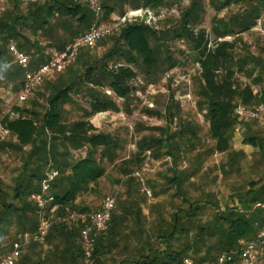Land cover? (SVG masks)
Returning <instances> with one entry per match:
<instances>
[{
    "label": "trees",
    "instance_id": "trees-1",
    "mask_svg": "<svg viewBox=\"0 0 264 264\" xmlns=\"http://www.w3.org/2000/svg\"><path fill=\"white\" fill-rule=\"evenodd\" d=\"M233 1L239 3L244 0ZM233 1L211 0L210 6L218 12ZM246 2L247 5L239 15L231 17L221 26L220 24L212 26L210 31L200 26L202 18L199 14L205 11L203 0H191L189 8L181 13L177 25L167 30L168 32L158 33L143 23L127 24L117 37L106 35L99 40L98 44H105L109 38L111 48L99 59L84 61L82 71L73 72L69 77L70 82L61 86L62 82L58 78L46 81L50 83H47L43 111L36 110V103L33 100L30 106L13 103L6 113L0 115V126L6 129L13 139L12 142L0 141V149H9L17 155L21 154L22 162L20 172L11 188V197L0 188V251L3 238L7 236L10 227L14 228L15 240L18 234L32 233L36 230L38 216L31 195L40 191V181L51 166L59 171L51 185L50 193L54 198L51 204H56L60 212L65 207L90 212L86 207L77 206L76 200L79 194L93 191L99 179L105 174L104 162L112 166L117 165L119 172L126 175L127 179L131 173H127L124 167L129 164L140 166L146 151L154 158L163 151L176 166L180 158L178 151L181 141L189 140L196 134L191 125L181 127L173 133L161 127L153 128L158 131L157 135H142L137 141V150L133 157L129 160H119L118 141L106 133L96 132L86 119L97 113L118 110L115 100H126L129 97L133 89L131 81L137 77L135 67L144 68L148 74L158 69L159 64H162L161 58L163 64L168 62L173 66L176 63L177 60L170 53L168 46L161 54L162 47L158 50L150 45L152 39H161L164 33H172L173 38L181 37L189 44L190 57L198 67L199 88L195 96L199 109L204 112V117L208 121V134L214 142L213 150L222 154L232 152L234 130L236 124L240 122L241 128H244L243 143L257 148L264 162V137L254 135L251 129V123H258L239 120L234 115L238 100L246 105L254 102L264 103V90L254 93L252 89V86H260L264 82V57H256L248 51H244L243 54L239 52L240 49L238 50L242 40L239 38L240 35L251 30L258 20L264 18V0ZM121 3L128 4L130 8L155 9L165 2L100 0L103 20L109 19L117 7L122 14L125 10L121 8ZM54 14L63 17L52 24L49 21ZM93 21L92 11L85 4L72 0H49L38 5L34 12L30 11L27 15L9 12L4 19H0V43L4 46V50L0 49V86L7 87L13 84L17 92L22 83L20 73L23 69L11 62L13 58L7 49L9 38H12L17 48L29 57L31 69L45 62L50 55L44 57L37 40H30L21 29L31 27L34 31L50 36L52 28L58 30L60 28L62 32L56 35L52 32L54 38L51 42L57 51H61L67 41H72L86 31ZM231 36L233 38L228 39ZM78 54L82 59L88 53ZM74 63L75 61L69 67L78 69ZM242 76L250 78L251 83L239 86L238 79ZM92 88L103 92L97 90L91 92ZM107 91H110V94H107ZM71 94L83 96L88 94L89 111L83 113L82 118L66 122L63 104L69 100ZM169 115H172L171 111ZM187 132L190 136L188 138L185 135ZM80 149H85V152L79 153ZM71 150L77 153L72 154ZM239 154L243 155V152H234L232 155ZM194 174L195 169L182 171L176 166L172 169L171 176H165L167 188L175 187L174 195L182 194V199L186 200L187 193L182 192V186ZM128 181L131 183L134 180L130 178ZM124 193L125 197H130L128 191ZM234 197L231 206L225 211L217 208L203 225L196 223V211L202 209V203L208 204L211 201L205 199L191 202L182 216L174 213L165 227L156 224L155 236H152V239L149 234L144 238L142 235L144 230L141 233L138 227L137 231L133 229L129 233L124 231L122 223L134 210L127 206L128 199L120 200L113 210L108 229L96 237L91 263L184 264V259L190 258L194 264H201L216 260L223 252H238L239 241L255 239L264 226V208L254 207L256 203L264 204V175L256 179L247 178L242 190H238ZM213 205L217 206V201H213ZM135 211L134 219L137 222L139 210ZM123 213H126L127 218ZM192 227L197 228L193 240L189 239L193 234H190ZM79 234V226L67 223L54 224L44 244L32 243L27 249L34 247V244L41 247L47 244L52 250L42 261L38 260L34 264L52 263L50 260L58 251L61 253L60 259L69 264H79L77 260L84 259ZM132 235H135L141 244L129 248L126 244L120 246L123 239ZM180 235L186 241L176 245L174 242L179 241ZM116 252L118 256L115 255ZM106 254L111 255L109 259L105 258ZM261 257H264V254ZM28 260H30L28 255L23 259L21 255L16 264H26Z\"/></svg>",
    "mask_w": 264,
    "mask_h": 264
},
{
    "label": "rangeland",
    "instance_id": "rangeland-1",
    "mask_svg": "<svg viewBox=\"0 0 264 264\" xmlns=\"http://www.w3.org/2000/svg\"><path fill=\"white\" fill-rule=\"evenodd\" d=\"M47 1L49 0H0V19H4L9 12L17 15H27L30 11L34 12L38 5ZM210 1L203 0L205 11L199 14L202 18L200 26L209 31L212 26L216 24H220L221 26L231 17L239 15L247 5L246 0L239 3H235L232 0L233 2L228 7L221 8L216 12L210 6ZM215 1L219 2L220 0ZM164 2L163 5L154 9L156 17L160 15L156 18L155 25L149 26L142 21L126 22L121 24L118 29L113 30L109 35L117 37L127 24L132 23H143L158 33L161 31L168 32L167 30H171L177 25L181 13L189 8L191 0H164ZM120 6L125 11L127 9H136L130 8L128 4L123 3ZM116 14H121L119 7L111 14L109 19L103 20L102 11L98 22L103 25H109L112 22L113 15ZM61 17L63 16L54 14L49 22L54 24L58 19H62ZM262 21H264V18L258 20L256 26L251 30L240 35L239 38L242 39L238 45L240 53L244 54V51H248L256 57H264V25H262L264 22ZM21 30L30 40L38 39L40 41L52 40L54 38L52 32L55 35L62 32L60 28L59 30L52 28V31H50L52 35L50 34L49 36L48 34L46 36L32 30L31 27ZM232 38L233 36L228 37L230 40ZM67 42L69 43L70 40ZM111 45V40L108 38L105 44H98L95 49L81 48L79 50L80 54H88L85 55V58L82 57V59H80L81 55L79 56L80 58L77 57L74 63L75 65L78 60L75 67L82 69L84 61L90 62L99 59L106 50L111 48ZM150 45L158 50L162 47L161 54L166 46H168L170 53L177 60L176 63L173 66H170L168 62L163 64V58H161L160 63L162 64H159L158 69L148 74L145 73L144 68L135 67L137 77L131 81L133 89L129 97L126 100H115L118 110L101 114V118L95 120L94 125L96 132L106 133L118 141L119 150L117 154L119 160H129L133 157L137 150V141L142 135H157L158 131L153 130V128L161 127L167 129L169 133H173L180 130L181 127L191 125L196 130V134L189 140L181 141L180 151H178L180 158L176 163L177 169L182 171L195 169V174L185 181L182 186V192L187 193L186 200L182 199V194L174 195L176 191L175 187L170 186L167 188L168 184L166 183L165 176H171L172 169L176 167L171 158L165 156L163 151L156 158L149 151H146V156L140 166L129 164L124 167L127 173H131L128 179L126 175L119 172L117 165L112 166V164L104 162V176L99 179L98 184L92 192L79 194L76 205L86 207L92 212L99 209L103 199L108 194H112L115 197L116 205L120 200L128 199L127 206L134 211L131 215H128V218L125 216L127 219L122 223V228L129 233L131 229L137 231L136 228L138 227L141 233L144 230L142 234L144 238L149 234L152 239V236H155L156 224L165 227L166 222L171 220L174 213L177 212L182 216L187 211L190 203L195 200L202 201L207 199L211 201L208 204L202 203V209L196 211V223H200V225L206 224L217 208L225 211L228 206H231L232 198L235 200V193L238 190H242L247 178L252 177L256 179L258 176L264 175V162H262L260 158L261 152L257 148L243 144L244 128H240L239 130L235 128L231 153L222 154L213 150L214 142L208 134V121L204 117V112L199 109L197 104L198 99L195 96V92L199 88L198 67L190 57L188 42L181 37L173 38L172 33H164L161 39H152ZM0 49L4 50L2 43H0ZM70 68L68 67L67 69ZM60 75L61 73L49 75L39 87L34 89L33 95L27 101L20 104L22 106H30L34 100L36 110L39 112L43 111L46 103L47 83L49 84L53 78H59ZM23 77L24 73L21 71L20 79L22 80ZM47 80L50 81L46 83ZM249 83H251L250 78L245 76L238 79L239 86ZM252 89L254 93L264 90V82L260 86H252ZM80 95L75 96L74 94L72 97L81 98ZM0 96L5 98L2 89ZM4 98L0 99V115L6 113L11 107V104ZM12 101H15L14 98ZM66 103L68 105L70 102ZM258 103L261 102L244 105L250 107ZM77 104L78 106L76 107L70 104V107L65 108L67 109L65 110L67 111L65 117L69 121L77 119L79 114L86 110L80 102H77ZM238 104L243 103L238 100ZM169 111H171L172 115H169ZM68 116L71 118H68ZM251 129L254 131V135L264 137V127L251 123ZM185 135L187 138L190 137L188 132ZM0 141L12 142L13 139L9 134H0ZM238 151H242L243 155H232ZM21 164V154L17 155L16 152L9 149H0V188L8 192L10 197L12 195L11 188L14 186V180L20 172ZM143 164H147V170L143 174L144 184L141 185L132 175ZM130 178L134 181L128 183ZM144 188L150 191L151 197L146 194ZM125 191L130 193V197H125ZM210 195L213 196L211 197ZM213 201H217L218 205H213ZM254 207L256 206L254 205ZM135 210H139V220L137 222L134 219ZM13 229V227L9 228L7 236L3 238V245L13 240ZM196 230V227H192L190 234H193L189 239H194ZM143 237L141 236L142 239ZM180 237L179 241L174 242L176 245L186 241L181 235ZM136 239L135 235L129 237L130 242ZM126 241L127 239H123L120 242V246L123 243H127ZM206 242L209 243L210 241ZM129 244L128 242L126 245L130 247L132 244ZM34 245V253L30 259L31 264H34L38 260L42 261L52 252L49 248L45 249L37 244ZM60 254V251L56 253L58 256ZM115 255L118 256V253L116 252ZM110 256V254H106L105 258L109 259ZM77 261L79 264H92L91 259L86 262L83 258H79ZM61 264L69 263L65 262ZM258 264H264V257L259 258Z\"/></svg>",
    "mask_w": 264,
    "mask_h": 264
},
{
    "label": "built area",
    "instance_id": "built-area-1",
    "mask_svg": "<svg viewBox=\"0 0 264 264\" xmlns=\"http://www.w3.org/2000/svg\"><path fill=\"white\" fill-rule=\"evenodd\" d=\"M72 1L85 4L92 11L94 21L86 31L67 43L63 50L51 53L45 62L40 63L35 68H30L29 57L17 48L14 40L8 39L7 49L13 57V62L20 66L24 73L16 103L20 104L27 101L33 95L34 89L39 87L49 75L65 71L73 64L81 48L95 49L102 37L111 34L121 24L142 21L153 26L156 18L160 16L156 17L154 9L151 7H139L127 9L122 14L113 15L111 24L103 25L98 22L102 13L100 0ZM107 93L110 94V91ZM234 115L239 120L256 121L264 127V103L250 107L238 104L234 109ZM240 128L241 123L238 122L236 130ZM0 134H8V131L0 126ZM146 170L147 164H143L132 175L141 185L144 184L143 174ZM58 174V169L52 166L45 172L40 181V191L31 195L37 209L38 226L32 233L18 234L11 250L0 256V264H16L25 247L31 243L44 244L51 227L59 223L74 224L80 227L79 243L82 255L86 262L92 258L96 237L109 227L111 215L116 206L115 197L112 194L106 195L99 209L93 212L77 211L68 207L60 212L56 204H51L54 198L50 193L51 185ZM144 190L151 197L150 191L146 188ZM255 206L264 208V204L261 203H256ZM262 254H264V226L261 227L255 239H241L238 252H223L216 260L201 264H258ZM183 263L194 264L190 258H185Z\"/></svg>",
    "mask_w": 264,
    "mask_h": 264
},
{
    "label": "crops",
    "instance_id": "crops-1",
    "mask_svg": "<svg viewBox=\"0 0 264 264\" xmlns=\"http://www.w3.org/2000/svg\"><path fill=\"white\" fill-rule=\"evenodd\" d=\"M39 32V31H38ZM32 35H36V34H32ZM35 40V39H34ZM37 42L40 44V46L42 47V52H43V56L45 57V56H47V55H49V54H51V53H53V52H55V51H57V49H56V47H55V45L53 44V42H51V40H49V39H47V40H45V41H40V40H38L37 39ZM38 57V56H37ZM77 57H79V54L77 55ZM81 59V58H80ZM78 61V60H77ZM77 61H76V64H77ZM13 62V61H12ZM14 63V62H13ZM76 71H82V69H74V68H70V69H66L63 73H61V75L59 76V78H58V80L60 81V82H62V84H61V86H64L66 83H68V82H70L71 80L69 79V77H71L72 76V74H73V72H76ZM23 80V79H22ZM1 89L3 90V93H4V96H5V98L4 97H2V96H0V99H2V98H4L9 104H13V103H16V97H17V94H18V92H19V90H20V88H19V90H17V92L15 91V88H14V86H13V84H9L7 87H2V86H0V91H1ZM97 89H94V88H92L90 91L91 92H94V91H96ZM97 91H99V92H103V90H97ZM108 94V93H107ZM8 96H10V98H8ZM72 96H74V94H71L70 95V98H69V100H67L66 102H70L68 105H67V103L65 102L64 104H63V109H64V115H66L67 114V111H65V110H67V109H65V108H68V107H70V104H71V106L72 105H75V106H73V107H76V106H78V104H77V102H80V104L81 105H84V107L86 108V110L85 111H83V112H81L80 114H79V117L78 118H82V117H84V116H82L83 115V113H85V112H87V111H89V96H88V94H85L84 96L82 95H80V97L81 98H78V97H72ZM75 96H78V95H75ZM14 98V100L15 101H12V99ZM21 105V104H20ZM22 106V105H21ZM79 113V112H78ZM103 113H106V112H101V113H97V114H94V115H92V116H90L89 118H86V119H88L89 121H90V123L93 125V127L94 128H96L95 127V120H99L100 118H101V114H103ZM75 114V113H74ZM68 118H71L70 116H68ZM77 118V119H78ZM74 120H76V119H74ZM74 120H72V121H74ZM65 121L66 122H71V121H69L68 119H67V117H66V119H65ZM243 140V139H242ZM244 144V143H243ZM78 152L80 153V152H85V149H80V150H78ZM71 153L72 154H75V153H77V151H73V150H71ZM94 211H96V210H94ZM123 216L125 217L126 216V213H123ZM133 238V237H132ZM125 240V239H124ZM138 241V242H137ZM14 242H15V238H13V240L10 242V243H4V245H3V243H2V250L0 251V256H2V255H5L6 253H8L10 250H11V248L13 247V244H14ZM127 243L129 242L130 244H132V245H130V247H134L135 245H138V244H141V241L140 240H138V239H136V240H133L132 242H130V240H129V238H127V241H126ZM127 243H125V244H127ZM135 244V245H134ZM123 245H124V243H123ZM122 245V246H123ZM45 249H50L51 250V248L49 247V245H47L46 244V246L44 247ZM128 248H129V246H128ZM34 253V250H33V247H30V248H28L27 249V247L23 250V252H22V259H23V257H25L26 255H28L29 257H30V259H31V257H32V254ZM47 257V256H46ZM53 259L52 260H50V262L52 261V263H50V264H53L54 262L55 263H58V264H61V263H65L66 261L65 260H62V259H60V256H58V255H54L53 257H52ZM51 259V258H50ZM54 261V262H53ZM26 264H31V261L30 260H28L27 262H26Z\"/></svg>",
    "mask_w": 264,
    "mask_h": 264
}]
</instances>
